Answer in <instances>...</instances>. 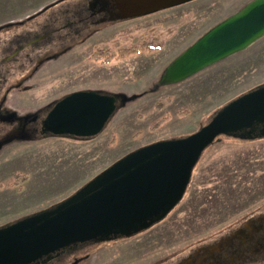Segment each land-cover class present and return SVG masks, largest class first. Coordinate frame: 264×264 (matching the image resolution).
Here are the masks:
<instances>
[{
    "label": "rangeland",
    "instance_id": "374dc122",
    "mask_svg": "<svg viewBox=\"0 0 264 264\" xmlns=\"http://www.w3.org/2000/svg\"><path fill=\"white\" fill-rule=\"evenodd\" d=\"M55 1L0 0V25L23 20ZM83 1H62L37 20ZM249 1L194 0L107 28L84 44L82 37L74 39L71 51L47 64L31 83L37 84L33 90L22 93L18 107L36 108L78 90L139 96L120 107L95 137L50 136L7 149L0 156V225L63 202L136 149L197 132L226 104L264 84L263 38L187 81L151 91L178 55ZM145 39H151L150 49L118 58L122 50L115 45H141ZM96 43L103 56H115L107 64L93 59ZM15 175L27 181L17 184ZM262 204L264 139H225L203 155L179 206L133 241L149 246L153 262L207 239Z\"/></svg>",
    "mask_w": 264,
    "mask_h": 264
},
{
    "label": "water",
    "instance_id": "95a60500",
    "mask_svg": "<svg viewBox=\"0 0 264 264\" xmlns=\"http://www.w3.org/2000/svg\"><path fill=\"white\" fill-rule=\"evenodd\" d=\"M65 0H57L36 14ZM194 0H90L109 22L140 18ZM264 38V0H251L208 30L163 71L157 86L177 85ZM138 96L74 92L43 121L50 136L91 138ZM120 104L118 105V103ZM221 137L264 139V84L232 100L197 132L136 149L63 202L0 228V264H33L73 245L130 238L163 222L184 199L204 152Z\"/></svg>",
    "mask_w": 264,
    "mask_h": 264
},
{
    "label": "flooded vegetation",
    "instance_id": "af4514ba",
    "mask_svg": "<svg viewBox=\"0 0 264 264\" xmlns=\"http://www.w3.org/2000/svg\"><path fill=\"white\" fill-rule=\"evenodd\" d=\"M89 2L84 0L80 6L49 15L46 20H37L42 14H34L0 25V156L12 146L50 137L42 134L49 112L64 97L83 91L69 92L36 108L21 109L17 101L37 85L31 83L44 67L71 51L74 39L82 37L84 44L105 29L125 22H109L107 14L98 13L99 7L91 12ZM149 43L151 39H145L134 46L146 49ZM134 46L115 45L118 50ZM94 47L93 59L103 57L102 48H97V43ZM160 89L156 83L151 91ZM14 178L17 184L23 179L19 175ZM14 222L1 224L0 228ZM148 231L109 242L73 245L33 264H264V204L207 239L153 262L149 246L133 241Z\"/></svg>",
    "mask_w": 264,
    "mask_h": 264
},
{
    "label": "trees",
    "instance_id": "16d2710c",
    "mask_svg": "<svg viewBox=\"0 0 264 264\" xmlns=\"http://www.w3.org/2000/svg\"><path fill=\"white\" fill-rule=\"evenodd\" d=\"M83 2H81V3H79V4H77V6H80L81 4H82ZM62 13H64V12H62ZM146 46H148L149 48L148 49H150L151 48V46H152V44H150L149 43V45H146ZM143 50V48L141 47L140 48V46H134V47H130V48H126L125 50H122V51H120L119 52V55H118V58H125V57H128V56H130V55H133V54H136V53H139V52H141ZM106 53H108V52H106ZM105 53H103V55H104ZM106 55V54H105ZM104 57V58H103ZM103 57H100V58H98V57H96V59L97 60H100V59H102V63L103 64H107L108 62H110L115 56L113 55V54H111V55H109V53H108V56H103ZM225 139H230V138H227V137H221V141L222 140H225ZM240 142V141H239ZM208 151V149L204 152V154L206 153ZM203 154V155H204ZM26 180V177H23V179L21 180L22 182H24ZM223 182H225L224 184H228V178L226 179V180H224ZM220 200V199H219Z\"/></svg>",
    "mask_w": 264,
    "mask_h": 264
}]
</instances>
